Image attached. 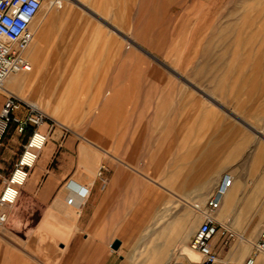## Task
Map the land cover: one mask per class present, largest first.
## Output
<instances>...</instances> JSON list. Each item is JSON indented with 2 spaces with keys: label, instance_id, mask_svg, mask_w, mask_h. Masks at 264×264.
I'll list each match as a JSON object with an SVG mask.
<instances>
[{
  "label": "crops",
  "instance_id": "0c3cea01",
  "mask_svg": "<svg viewBox=\"0 0 264 264\" xmlns=\"http://www.w3.org/2000/svg\"><path fill=\"white\" fill-rule=\"evenodd\" d=\"M82 1L63 0L62 13L71 14L72 19L56 12L44 15L41 42L34 35L25 51L31 71L8 77L0 91V109L8 92L30 99L41 110V104L30 98L28 87L46 94L48 107L49 98L55 99L58 92L54 84L80 87L79 92L66 93L64 98L62 93L58 95L59 102L75 103L61 109L58 120L41 110L57 125L48 133L15 202L6 209V220L0 225V264H200L202 257L197 252L193 251L197 258L188 253L201 222L191 205L204 203L225 178L230 183L215 218L236 237L227 246H221L218 235L209 240L215 255L211 264H244L249 257L252 264H264V253L252 249L264 226V77H258V72L239 78L220 73L199 87L142 49L135 39L139 35L130 34L131 25L121 19L120 29L109 27L117 39L116 52L125 60L113 63L110 81H104L107 73L102 72L104 64L98 57L100 28L105 27L104 21H118V13L124 11L117 9L105 19L90 10V5L97 7L98 0ZM70 3L87 13H72ZM135 29L137 25L131 30ZM74 33L79 35V64L73 63L78 53ZM56 46L63 49L67 66L59 65L57 69L64 73L57 76L53 72L50 79L58 81L49 82L48 72L55 68L46 66L50 59L45 51ZM144 54L177 77L171 81L182 93L184 109L178 110L174 104L166 111L168 115L155 111L159 114L148 126L143 117L138 133L144 136L135 170L121 152L132 126L128 114L134 101L129 99V88L145 85L143 79L131 80L135 74L145 75L149 67L145 62L131 67L126 57L136 59ZM235 64L218 62L210 68L259 69L257 63ZM74 69L79 70V77H71L69 71ZM142 101L139 92L138 114L145 109ZM104 102L107 104L102 105ZM16 115L22 117L24 112ZM47 129L43 124L37 130L46 133ZM8 130V137L0 136V190L28 134H19L13 127ZM146 135H153L149 147ZM109 138L110 148L120 151L122 158L104 150L102 156L97 154L98 148H106ZM99 164L106 173H99ZM76 187L78 194L73 192ZM114 241L118 246L112 249Z\"/></svg>",
  "mask_w": 264,
  "mask_h": 264
},
{
  "label": "rangeland",
  "instance_id": "374dc122",
  "mask_svg": "<svg viewBox=\"0 0 264 264\" xmlns=\"http://www.w3.org/2000/svg\"><path fill=\"white\" fill-rule=\"evenodd\" d=\"M61 1L63 2V0ZM84 1L86 0H83L82 2ZM139 1L140 2L138 4L140 5V11L138 13L136 12L137 0H118L115 2L114 6L113 0H98L97 7H95V5H90V10L94 12L96 11L105 19L107 18V14H111V12L115 13L117 9H122L124 11L120 14L118 13V21H104L105 27L100 28L98 57L99 62L104 64L102 72H104V74L107 73L104 76V81H110V70L112 69L113 63H120L125 60L122 59V56L118 54V52H116L118 50L116 49L118 46L117 39L113 36L109 27L112 25L120 29L122 20H125V24H130L131 29L133 25H137V29H130L129 33L139 35L135 39L139 42L138 44L142 49L153 55L163 64L176 70L181 77L198 83L199 87L203 88V83L208 82L210 78L218 76L220 73H225L228 78H239L240 74H242L243 77L245 73L258 72V77H264V0ZM62 2L59 8H48L47 0H45V4L38 12L34 21V29L36 28L34 31L35 39L39 43L42 39L41 20L44 15L55 12L65 15L62 13V10H64L65 7ZM70 6L72 13L76 12V10L78 12L77 15L87 13L81 9H77L73 3H70ZM128 10L129 12L127 13ZM70 15L71 14L65 16L71 19L74 18L70 17ZM74 24L79 26L80 23L75 22ZM55 30L57 33L58 29L55 28ZM72 36L75 40L74 49L77 50L78 48V53L76 54V58L73 63L79 64L81 61V49L77 45L79 35L78 33H74ZM131 38L132 37L128 39ZM148 41H151V44L147 43ZM125 44L127 45V38H125ZM54 48L55 49H47L45 51L46 57L50 59L48 63L46 62V66L51 65L55 68L49 70L48 72L49 82L58 81V79H53V77L50 79V75L53 72L57 76H61L64 73V70L59 71L57 69L59 65L67 66V62H65L64 57L62 56L63 49H60L61 47L58 46ZM36 49L37 47L35 48V51L37 52ZM220 50L223 51L222 57L219 53ZM59 58L60 60L58 61ZM139 62H145L149 67V70L151 67V70H146L145 75H137L135 74L137 72L133 70L135 76L133 77L134 80H131V83H137V81H139L137 79H143L145 85H131L129 88V99H133L134 101L131 102L133 108L128 114V120L132 121V126L130 128L131 132L127 135L128 143L126 144V148L121 151L123 153L124 160L129 164L128 166L135 170H137L139 147H141V143L143 142L141 138L144 136L143 134L138 133L143 117H145L144 120L148 126L154 123L155 115L159 114H155V111L161 110L162 115H168L166 111H169L171 106L174 104H177L178 110L184 109V99L183 97H180L182 93L179 90L176 91L171 81V79L177 77L171 74L163 66H160L155 61L145 56V54L136 59H129L128 56L126 57V63H131V67L138 66ZM207 62L210 63L211 66L218 62H232L233 66L237 65L235 63H257L259 69L218 70L210 68L211 66H208ZM143 63L141 64V67H145ZM205 65H207V68ZM76 70L77 69L69 71L71 73V77H79V75H77L79 74V70ZM53 87H56L58 92H55V99L49 98L51 102L50 107H48V97L46 94H43L41 90L37 91L35 87L28 88L31 89L30 98H33V100L38 101L41 104V110L58 120V114L61 109L64 110L68 106L75 104L74 102L70 103L68 101L59 102V94L62 93L61 95L64 98V94L66 93L79 92L78 88L80 87H65L58 86L56 84H54ZM105 88L108 89V87ZM139 92L144 99V102L142 101V105H144L145 109L142 114H138L136 109L138 104L137 95ZM14 96L31 104L30 99H25V97L17 95ZM76 104L80 105L81 103L77 102ZM101 104L106 105L107 103L104 102ZM101 112L102 110L95 114V116H97V118L95 117L96 119H99ZM45 116L54 122V126L57 125V122L54 119L46 114ZM44 124L49 126L51 123L46 120ZM10 127L12 126H9L6 130H4L0 136L8 137L7 133L10 132V130H8ZM108 136L113 137L114 135ZM152 136L153 135H146V147H149L148 142H150V139L152 141ZM105 143L106 144L104 146H106V148H98L96 150L98 155L102 156V153L105 151L106 154H111L115 158H122V156L119 155L120 151L116 149L112 150L110 148V146L113 145L111 144L112 141L110 138L109 141ZM150 145V147H152V144ZM101 146H103V144ZM151 152L152 149L147 151V157ZM149 162H152V160ZM98 166H101V164ZM99 173H106L102 166L99 169Z\"/></svg>",
  "mask_w": 264,
  "mask_h": 264
},
{
  "label": "built area",
  "instance_id": "2783aa9c",
  "mask_svg": "<svg viewBox=\"0 0 264 264\" xmlns=\"http://www.w3.org/2000/svg\"><path fill=\"white\" fill-rule=\"evenodd\" d=\"M43 2L45 0H0V91H3V84L8 76L30 71L31 65L25 56V51L33 39L31 25ZM47 6H52L50 0H47ZM18 111H24V115L17 116ZM46 120L49 119L38 108L11 93L6 94L0 109L1 134L9 126L19 134L25 132L28 134L20 144L19 155L13 162L10 172L1 181L0 225L5 222L6 209L14 203L18 188L24 183L29 169L34 165L48 133L54 126V122L50 120L51 124L47 132H39L37 129ZM69 183L70 180L66 181V184ZM229 183L230 179L225 178L204 203L191 205V208L200 215L201 222L192 235L189 248L202 257L200 264H211L215 261V255L208 247V242L214 235L220 237L221 246L229 245L236 237L215 218L221 197ZM73 190L76 194L79 193V187ZM67 201L71 203V199ZM252 249L253 253H264V226L252 243ZM252 263V257L244 262V264Z\"/></svg>",
  "mask_w": 264,
  "mask_h": 264
},
{
  "label": "bare ground",
  "instance_id": "6f19581e",
  "mask_svg": "<svg viewBox=\"0 0 264 264\" xmlns=\"http://www.w3.org/2000/svg\"><path fill=\"white\" fill-rule=\"evenodd\" d=\"M50 2L52 3V6L51 7H48V8H53V7H57V8H59L60 6H61V0H50ZM45 3H43L42 4V6L41 7H43V5H44ZM34 35H35V31L33 32V39H34ZM33 39H32V41H33ZM32 41H31V43H32ZM30 43V44H31ZM30 46V45H29ZM30 63V62H29ZM31 65V64H30ZM31 68L32 67H30V71H31ZM24 73H28V72H24ZM18 74H21V73H18ZM18 74H15V75H18ZM12 76H14V75H12ZM8 77H10V76H8ZM7 77V78H8ZM7 78L5 79V81L7 80ZM4 81V82H5ZM31 105H33L34 107H36L34 104H32L31 103ZM37 108V107H36ZM1 130H2V125L0 124V134H1ZM193 258H197V255L194 253V252H192V250L190 251V252H188Z\"/></svg>",
  "mask_w": 264,
  "mask_h": 264
},
{
  "label": "water",
  "instance_id": "95a60500",
  "mask_svg": "<svg viewBox=\"0 0 264 264\" xmlns=\"http://www.w3.org/2000/svg\"><path fill=\"white\" fill-rule=\"evenodd\" d=\"M117 246H118V242H117V241H114V242L111 244V248H112V249H115Z\"/></svg>",
  "mask_w": 264,
  "mask_h": 264
}]
</instances>
